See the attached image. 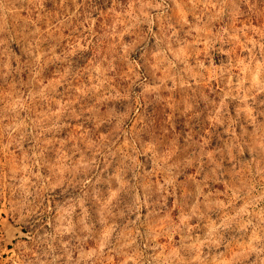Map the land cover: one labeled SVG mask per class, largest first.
<instances>
[{
    "label": "rangeland",
    "instance_id": "rangeland-1",
    "mask_svg": "<svg viewBox=\"0 0 264 264\" xmlns=\"http://www.w3.org/2000/svg\"><path fill=\"white\" fill-rule=\"evenodd\" d=\"M0 264H264V0H0Z\"/></svg>",
    "mask_w": 264,
    "mask_h": 264
},
{
    "label": "trees",
    "instance_id": "trees-1",
    "mask_svg": "<svg viewBox=\"0 0 264 264\" xmlns=\"http://www.w3.org/2000/svg\"><path fill=\"white\" fill-rule=\"evenodd\" d=\"M33 20L35 21L36 18H33ZM28 30H30L32 32H35L36 28L34 26H31ZM19 34H20V32H19ZM12 39L14 40L12 42V51L14 52L16 58H19L20 64L21 65H26V63L28 62V59H30V57H27L26 54H24V52L21 50V47H23L22 46L23 40H21L20 43L18 44L17 43V39L18 38H16L15 34H14V36H12ZM36 40H38V39H36ZM35 45H36V42H35V40H33V46H35ZM17 65H18L17 62H15V66H17ZM22 71L23 72H22V74L20 76L17 75V74L15 75V79H17L18 81H20L21 79H22V81H26L27 80V76L29 75L28 69L23 66Z\"/></svg>",
    "mask_w": 264,
    "mask_h": 264
},
{
    "label": "water",
    "instance_id": "water-1",
    "mask_svg": "<svg viewBox=\"0 0 264 264\" xmlns=\"http://www.w3.org/2000/svg\"><path fill=\"white\" fill-rule=\"evenodd\" d=\"M22 233V232H21Z\"/></svg>",
    "mask_w": 264,
    "mask_h": 264
}]
</instances>
